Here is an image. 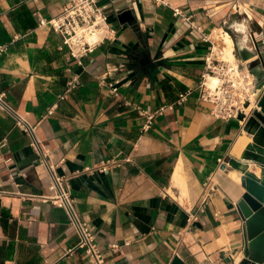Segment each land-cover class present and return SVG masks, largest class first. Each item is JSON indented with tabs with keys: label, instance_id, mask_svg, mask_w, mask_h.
Here are the masks:
<instances>
[{
	"label": "crops",
	"instance_id": "crops-1",
	"mask_svg": "<svg viewBox=\"0 0 264 264\" xmlns=\"http://www.w3.org/2000/svg\"><path fill=\"white\" fill-rule=\"evenodd\" d=\"M72 1L0 0V91L41 142L34 149L0 109V210L9 217L0 216V264H93L76 249L65 211L42 199L50 180L44 155L73 176L76 208L110 264H172L176 256L185 264H239L245 191L237 170L219 162L240 159L238 146L251 138L239 120H218L198 100L210 44L193 26L212 37L234 18L241 42L264 53V0H98L116 33L82 64L50 25H40ZM73 80L78 86L62 98ZM144 112L154 114L148 130ZM209 179L216 192L199 212Z\"/></svg>",
	"mask_w": 264,
	"mask_h": 264
},
{
	"label": "built area",
	"instance_id": "built-area-1",
	"mask_svg": "<svg viewBox=\"0 0 264 264\" xmlns=\"http://www.w3.org/2000/svg\"><path fill=\"white\" fill-rule=\"evenodd\" d=\"M176 16L183 17L179 9L173 10ZM185 20H189L186 18ZM50 25L52 30L58 33L64 45L68 48L71 58L76 59L80 64L82 60L93 53L106 40L115 37V30L110 26L108 16L103 8L99 6L98 0H73L66 4L57 16L49 21L40 20V25ZM193 26V25H192ZM201 36V39L210 44L209 51L204 57V70L198 82V100L202 104L209 105L213 117L222 121L239 120L240 115L249 116L257 108L260 95L255 91V78L248 70L246 63L236 57L232 61L225 57L224 47L214 42L213 36L204 34L200 28L193 26ZM215 33V32H214ZM0 51L4 49L0 48ZM235 54V50H234ZM236 56V55H235ZM216 78L217 83L211 86V79ZM79 84L78 80L68 83L65 95L72 92ZM113 95H119V89L111 85ZM193 90L181 94L176 104L182 101ZM171 108L173 106H170ZM0 109L7 112L16 122V126L25 132L30 138V145L40 151L41 142L37 137L36 126H33L22 116L17 109L8 101L6 94L0 91ZM54 107L49 110L52 114ZM147 122L144 129L148 130L152 125L154 114L143 113ZM43 164L49 173V194L42 199L45 202L61 207L69 220V225L75 229L79 241L76 249L83 250L93 264H110L107 254L96 242V235L90 223L78 212L73 198L70 181L73 176L61 175L58 173V164H53L43 156ZM63 163V160L59 164ZM221 165H228V160H220ZM105 169V168H104ZM88 170H91L88 168ZM216 192V185L209 179L203 186V191L197 208L204 212ZM193 214L189 220H197ZM112 252H117L119 246H110Z\"/></svg>",
	"mask_w": 264,
	"mask_h": 264
},
{
	"label": "water",
	"instance_id": "water-1",
	"mask_svg": "<svg viewBox=\"0 0 264 264\" xmlns=\"http://www.w3.org/2000/svg\"><path fill=\"white\" fill-rule=\"evenodd\" d=\"M128 17L126 13L120 21ZM235 46L239 59L253 74L255 91L260 95L257 108L249 116L240 115L238 118L251 142L240 159L228 160L229 167L242 173L241 183L245 191L239 202L245 219V245L239 264H264V53L258 47L249 49L243 42H236ZM251 164L261 169L260 176L251 170ZM172 264L185 263L176 256Z\"/></svg>",
	"mask_w": 264,
	"mask_h": 264
},
{
	"label": "bare ground",
	"instance_id": "bare-ground-1",
	"mask_svg": "<svg viewBox=\"0 0 264 264\" xmlns=\"http://www.w3.org/2000/svg\"><path fill=\"white\" fill-rule=\"evenodd\" d=\"M240 28H242L244 30V27L243 26H239ZM222 41H223V47H224V54H225V57L232 60V61H236V56L234 54V41L232 39V36L227 33V32H224L223 35H222ZM211 86L214 87L217 83V79L216 78H212L211 79ZM250 137V136H249ZM251 138V137H250ZM249 141V138L245 135L242 142L240 143V145L238 146V153H237V158H240L244 148L246 147L247 143ZM253 165V164H251ZM253 169V170H252ZM251 170L254 171L258 176L261 175V169L258 168L257 166L253 165V167H251ZM235 173L238 175L239 177V180H241V177H240V173L238 171H235ZM182 167L179 166L176 168L175 172H174V175H173V181L176 185H180L182 184Z\"/></svg>",
	"mask_w": 264,
	"mask_h": 264
},
{
	"label": "rangeland",
	"instance_id": "rangeland-1",
	"mask_svg": "<svg viewBox=\"0 0 264 264\" xmlns=\"http://www.w3.org/2000/svg\"><path fill=\"white\" fill-rule=\"evenodd\" d=\"M233 21H234V18L231 21H229V23L224 24L222 27L217 28V30L213 34L214 42L217 45H219L221 47L224 46L223 45V41H222V35H223L224 32H227V33H229L232 36L234 44L236 42H241V40L243 39V35H241L240 32L234 31V29L231 26ZM234 50H235L236 57L239 58L238 54H237V51H236V46H234Z\"/></svg>",
	"mask_w": 264,
	"mask_h": 264
},
{
	"label": "trees",
	"instance_id": "trees-1",
	"mask_svg": "<svg viewBox=\"0 0 264 264\" xmlns=\"http://www.w3.org/2000/svg\"><path fill=\"white\" fill-rule=\"evenodd\" d=\"M177 85H179V84H177ZM180 87V86H179ZM163 89H164V91H165V93H166V96H169V93L171 92V90H172V85H169L167 82H164L163 83ZM184 89V88H183ZM0 216H1V219L3 220V219H8L9 217L7 216V213L5 212V211H1L0 210ZM12 248V244H10V249ZM7 256H9V255H7Z\"/></svg>",
	"mask_w": 264,
	"mask_h": 264
}]
</instances>
